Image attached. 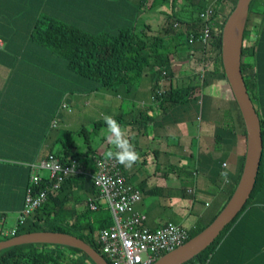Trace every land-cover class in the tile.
<instances>
[{
    "label": "trees",
    "instance_id": "16d2710c",
    "mask_svg": "<svg viewBox=\"0 0 264 264\" xmlns=\"http://www.w3.org/2000/svg\"><path fill=\"white\" fill-rule=\"evenodd\" d=\"M17 1L19 0H0V35L3 33L2 30L11 29L10 33L21 40L22 48L31 53V57L23 59L30 62L32 66L30 73H25V69H23V72L30 76L31 81L25 77L29 81L23 82L22 89L18 90L20 96L23 97L20 100L28 104L22 107L18 105L15 109H10V106L2 109L12 111L21 107L23 113L30 119L29 126L34 128L19 132H16L15 128L6 132L0 130V133L4 134H0V148H2L0 160L9 162L8 166L21 171L17 181L11 180L8 186L22 189L21 207H23L27 190L37 188L30 180L32 164L38 160L41 141L50 137L51 131H54L58 136L54 146L50 147L44 157L52 155L58 158L62 164L75 161L83 169V172L71 174L64 180L58 191L50 192L41 206L22 225L18 226L15 235L34 231L67 233L85 241L111 264L98 242L99 230L109 227L112 224V218L108 205L101 204L100 193L90 177V173L94 170L96 151L92 150L89 145L84 150H76L69 140L71 132L59 130L58 126L53 128L51 121L59 114L61 102H67L66 92L91 93L110 90L118 93L122 86L127 92L131 90L130 85L139 79L142 71L146 68H154L153 74L157 75L151 97L156 101L162 114L174 106L190 100L201 84L208 83L213 78L225 81L226 87L231 91L222 65L221 37L223 25L237 0L216 1L211 16L210 39L207 45L202 44L205 63L199 75V82L186 85L172 84L170 80L171 50L165 40L166 35H146L143 28L136 25L137 14L147 0H139L137 4L130 0H96V8L92 7L93 0H20L27 3L26 5L29 7L24 11L14 9L13 4ZM152 1L154 5L161 2V0ZM209 1L190 0V3L192 2L194 5L189 11L188 19L176 15L168 16V19L171 17V21L178 20L189 24L186 31H176L172 27V22L170 23L171 29L179 37H183L186 43H188V33L193 31L195 25L202 23L199 13ZM101 2L107 3L101 6L99 5ZM116 3H122L127 7L132 6L133 11L132 18L126 23L113 26L106 22L107 18L111 17L113 10L111 7ZM30 4L37 5L38 9ZM226 4H230V6ZM78 6L82 10L86 9L87 15L75 17L74 13ZM91 16L95 17V22H84V17ZM13 17H19L22 26L17 25L18 23L14 22ZM197 34L196 38H198ZM0 49L6 50L9 49V46L5 44ZM241 72L247 92L260 120L263 145L254 187L242 210L225 225L214 241L183 264H210L216 245L238 216L245 209L264 205V0H252L249 4L243 32ZM61 83L68 84L69 89L77 86L80 89L62 88L60 87ZM41 88L47 92V106L43 108V112L39 113L34 109V105L30 104L38 93L37 89ZM49 96L52 99V106L47 99ZM232 97L238 113L241 114L233 94ZM111 116L118 120V115ZM104 123L103 118L95 120L92 130L94 131ZM37 130L38 136L30 137ZM78 132H88V129L82 127ZM36 145L38 146L36 147ZM35 147L36 149L32 151ZM20 149L25 151L19 152ZM244 160L245 156L241 159L237 176L227 180L226 201L222 208L237 185ZM120 166L122 168V165ZM46 180L48 181V178L43 179L44 182ZM90 203H95L96 208L90 209ZM66 205H70L72 210L70 217L64 213ZM220 210L207 223H197L190 228L188 239L209 225ZM5 216L6 213L0 211V218ZM10 237L12 236H0V240ZM0 264L95 263L77 247L50 243H25L1 249Z\"/></svg>",
    "mask_w": 264,
    "mask_h": 264
},
{
    "label": "crops",
    "instance_id": "0c3cea01",
    "mask_svg": "<svg viewBox=\"0 0 264 264\" xmlns=\"http://www.w3.org/2000/svg\"><path fill=\"white\" fill-rule=\"evenodd\" d=\"M148 1L137 14V27L143 28L146 35H166L165 40L171 50L169 62L172 84L198 83V79L194 77L200 75L205 63L203 46L199 41L186 43L183 37H179L171 29L168 22L173 15L188 19L193 1L161 0L156 5L153 1L147 3ZM93 2L92 7L96 8V0ZM106 3L101 2L99 5ZM166 3L169 4L164 5ZM26 4L19 0L13 7L24 11L29 9ZM30 5L38 9L37 5ZM111 9V17L107 18L106 23L118 26L132 18V6L116 3ZM74 15L82 17L87 15V11L78 6ZM170 15L172 16L168 19ZM13 20L22 26L19 17H13ZM83 20L95 22L96 19L91 16L84 17ZM4 31L10 33L12 30ZM183 43L188 48H183ZM5 44L9 49H0V130H33L34 127L29 126L30 119L21 108L28 103L20 100L23 97L18 91L22 89L23 82L31 81L30 76L25 73H30L32 66L30 62L23 60L31 57V53L26 52L22 48L21 40L11 33L8 36L0 35V48ZM153 72L154 68L144 69L127 92L123 86L118 93L110 90L91 93L66 92L65 98L72 111L61 115L62 110L59 111L56 116L59 117L57 128L75 132L72 127L82 120L80 114L94 110H100L101 113V109H105L104 112L110 115H118L117 121L121 126L125 123L140 156V160L131 169L124 166L122 169L126 180L141 191V200L136 204V209L146 216L145 224L156 228L166 221H172L189 230L197 223H207L226 201L225 187L228 182H225L221 173L229 170L227 180L237 176L241 159L246 155V128L225 81L214 78L201 84L190 100L162 114L151 97L157 78ZM179 79L182 84L177 83ZM60 87L70 88L64 83ZM78 87L69 90L80 89ZM37 90L38 93L30 105H34V109L40 113L47 106V92L42 88ZM47 99L52 106L51 97ZM18 105H21L18 110L2 109L6 106L15 109ZM146 120L149 121L145 122ZM85 122L84 120L81 123L80 129L85 127ZM50 135L41 141L38 160L54 146L58 134L51 131ZM37 136L38 130L30 137ZM111 147L108 144L106 152ZM23 151L25 150H19ZM106 152L96 151V155L105 156ZM8 165L9 162L0 160V211L6 213L5 217L0 218L2 229L5 228L3 222L6 223L13 214L14 221L8 229L16 225L22 208V189L8 186L11 180L17 181L21 171ZM39 173L43 177L48 176V172L42 174L39 170ZM188 189H193V192ZM64 213L70 217V205H66ZM210 264H264V205L245 209L238 216L216 245Z\"/></svg>",
    "mask_w": 264,
    "mask_h": 264
},
{
    "label": "built area",
    "instance_id": "2783aa9c",
    "mask_svg": "<svg viewBox=\"0 0 264 264\" xmlns=\"http://www.w3.org/2000/svg\"><path fill=\"white\" fill-rule=\"evenodd\" d=\"M217 0H210L199 13L201 24L194 26L187 36L189 44L199 41L207 45L211 34V16ZM174 30L186 31L189 24L173 20ZM198 33V34H197ZM198 35V38L195 35ZM163 79V78H162ZM71 112L72 107L62 101L58 111ZM51 126H58L57 118H53ZM48 172V181H43L39 170ZM83 169L75 161L62 164L58 158L49 155L32 164L30 180L37 188L27 190L23 207L17 218L16 225L10 229L0 228V236H14L19 225L30 217L47 199L50 192L59 190L64 180L73 173H82ZM94 186L101 199L108 205L112 224L101 228L98 232V242L101 250L111 264H152L165 253L184 244L189 237L188 229L182 224L166 221L156 228L145 224L146 216L136 209L141 200V191L131 185L124 175L121 166L114 160H106L105 156H94V170L90 173ZM42 182H44L42 184ZM193 192V189H188ZM96 204L90 203V209ZM208 264V263H196Z\"/></svg>",
    "mask_w": 264,
    "mask_h": 264
},
{
    "label": "water",
    "instance_id": "95a60500",
    "mask_svg": "<svg viewBox=\"0 0 264 264\" xmlns=\"http://www.w3.org/2000/svg\"><path fill=\"white\" fill-rule=\"evenodd\" d=\"M252 0H237L228 15L221 37V58L224 73L242 115L247 136L246 155L237 185L225 206L212 222L184 244L159 257L152 264H183L209 246L221 230L242 210L255 183L262 153L260 120L247 92L241 72L243 32ZM239 21L238 30L235 29ZM25 243H50L73 246L85 252L95 264H109L82 239L62 232L34 231L0 240V250Z\"/></svg>",
    "mask_w": 264,
    "mask_h": 264
},
{
    "label": "rangeland",
    "instance_id": "374dc122",
    "mask_svg": "<svg viewBox=\"0 0 264 264\" xmlns=\"http://www.w3.org/2000/svg\"><path fill=\"white\" fill-rule=\"evenodd\" d=\"M130 1L133 2V3L134 2L136 3V1H139V0H130ZM149 1H152V0H149ZM149 1L147 3H149ZM168 4L169 3H166L164 5H168ZM226 5L230 6V4H226ZM151 22L152 21H150V23ZM168 22L170 24L171 23V19ZM153 23H154V21H153ZM2 32H3L2 35L8 36L6 34L7 33L6 31L2 30ZM182 46L185 49L188 48V45L185 44V43H183ZM194 78L199 79V74H197ZM177 83L178 84H182V81H180V79H179ZM104 110L105 109H101V113H100V110H94V111L89 112V113L85 112V114H80L82 120H80L77 125L72 127L73 130H75V132H72L71 135L69 136L70 143L73 144L76 147L77 150H84L89 145L92 150L97 151L98 153L106 152L108 143H107V141L105 139L106 134H107L106 133V125H105V123L99 125V127L97 129H95L94 131L92 130V125H93V121L94 120H98L99 118H103L105 115H110L106 111L104 112ZM65 112H67V111H65V110L61 111L60 115L62 113H65ZM56 118H58V121H59V117H56ZM84 120L86 122L84 123L83 126H85V128L88 129V132H78V130L80 129L81 123ZM122 127L125 128V123L122 124ZM40 172L42 174H44L47 171L45 169H40ZM101 203H105L104 200L101 199ZM14 216H15V214L11 215L9 220L7 219V221H5L6 223L3 222V225L5 227L4 229H8L9 227L12 226L13 221H14V219H13ZM183 227H185V226L183 225Z\"/></svg>",
    "mask_w": 264,
    "mask_h": 264
},
{
    "label": "clouds",
    "instance_id": "9594fccd",
    "mask_svg": "<svg viewBox=\"0 0 264 264\" xmlns=\"http://www.w3.org/2000/svg\"><path fill=\"white\" fill-rule=\"evenodd\" d=\"M103 119L107 133L105 139L112 146L105 153V159L114 160L125 168L131 169L140 160V156L131 141L128 131L111 115H105ZM228 175V169L221 173L225 182H228Z\"/></svg>",
    "mask_w": 264,
    "mask_h": 264
},
{
    "label": "bare ground",
    "instance_id": "6f19581e",
    "mask_svg": "<svg viewBox=\"0 0 264 264\" xmlns=\"http://www.w3.org/2000/svg\"><path fill=\"white\" fill-rule=\"evenodd\" d=\"M239 21L235 25V29L238 30Z\"/></svg>",
    "mask_w": 264,
    "mask_h": 264
}]
</instances>
